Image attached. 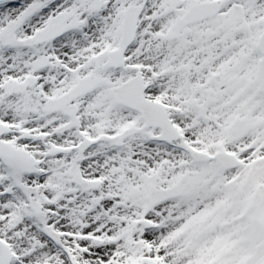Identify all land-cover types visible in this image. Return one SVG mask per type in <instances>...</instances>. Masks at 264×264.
Instances as JSON below:
<instances>
[{
    "label": "snow or ice",
    "instance_id": "6c2138e0",
    "mask_svg": "<svg viewBox=\"0 0 264 264\" xmlns=\"http://www.w3.org/2000/svg\"><path fill=\"white\" fill-rule=\"evenodd\" d=\"M0 264H264V0H0Z\"/></svg>",
    "mask_w": 264,
    "mask_h": 264
}]
</instances>
